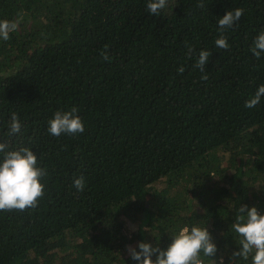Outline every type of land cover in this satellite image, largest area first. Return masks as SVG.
<instances>
[{
    "label": "trees",
    "instance_id": "trees-1",
    "mask_svg": "<svg viewBox=\"0 0 264 264\" xmlns=\"http://www.w3.org/2000/svg\"><path fill=\"white\" fill-rule=\"evenodd\" d=\"M199 2L167 0L157 16L148 0H0V20L23 17L0 39V142L31 148L47 171L35 208L0 210V264H139L129 245L167 249L184 226L207 227L230 264L236 210L264 214V96L245 107L264 85V52L251 51L264 0ZM73 106L85 131L50 134ZM13 112L22 127L7 136Z\"/></svg>",
    "mask_w": 264,
    "mask_h": 264
},
{
    "label": "clouds",
    "instance_id": "clouds-1",
    "mask_svg": "<svg viewBox=\"0 0 264 264\" xmlns=\"http://www.w3.org/2000/svg\"><path fill=\"white\" fill-rule=\"evenodd\" d=\"M203 8L202 0L196 5ZM167 7V0H148L147 10L151 15L159 16L161 10ZM243 15V9L228 11L218 24L221 33L225 29L232 28ZM15 20H0V39L7 41L10 33L16 32L22 21V14H17ZM215 46L219 49H228L227 37L223 34L215 40ZM107 48V46H106ZM194 49L188 46V58L191 59ZM256 58L261 57L264 52V32H261L254 41L251 49ZM208 50H201L195 67L204 75L202 80H207L205 65L211 56ZM102 58L110 60L107 50L102 52ZM182 74L185 71L183 65L177 69ZM264 96V85H261L255 95L246 101L245 107L253 108ZM79 109L73 106L69 111H57L54 118L49 120L48 131L53 136L59 137L62 133L77 134L85 131V125L77 113ZM21 122L18 115L13 112L8 127L7 136L20 133ZM7 142H0V153H3V160L0 162V210H20L35 208L39 198L44 195L45 185L41 178L47 176L45 168L38 167L37 154L29 147H21L18 150H6ZM214 176V175H213ZM74 186L79 191L85 188V181L80 177L74 181ZM235 222L231 225V231L239 237L236 240L240 247L231 253L230 264L236 261L248 260L251 255L252 264H264V214H261L256 206L248 207L242 204L236 210ZM135 230V229H134ZM172 243L167 249H161L159 245L152 246L148 242L141 241L136 247L129 245L128 252L131 259L139 264H205L204 258H211L213 264H224L223 259H215L218 251L207 227L188 226L182 227L178 233L172 235ZM156 259H153V256Z\"/></svg>",
    "mask_w": 264,
    "mask_h": 264
},
{
    "label": "rangeland",
    "instance_id": "rangeland-1",
    "mask_svg": "<svg viewBox=\"0 0 264 264\" xmlns=\"http://www.w3.org/2000/svg\"><path fill=\"white\" fill-rule=\"evenodd\" d=\"M130 227H134V224L133 223H130Z\"/></svg>",
    "mask_w": 264,
    "mask_h": 264
}]
</instances>
